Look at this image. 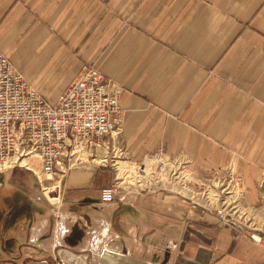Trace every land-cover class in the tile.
<instances>
[{"label":"crops","instance_id":"obj_1","mask_svg":"<svg viewBox=\"0 0 264 264\" xmlns=\"http://www.w3.org/2000/svg\"><path fill=\"white\" fill-rule=\"evenodd\" d=\"M0 51L49 104L102 72L124 112L122 159L183 155L195 177L232 170L244 191L239 228L175 192L124 188L105 204L113 170L88 160L27 237L0 233V264H264L250 238L264 233V0H0Z\"/></svg>","mask_w":264,"mask_h":264},{"label":"built area","instance_id":"obj_2","mask_svg":"<svg viewBox=\"0 0 264 264\" xmlns=\"http://www.w3.org/2000/svg\"><path fill=\"white\" fill-rule=\"evenodd\" d=\"M123 119L118 92L94 67L85 68L49 104L0 51V174L15 168L30 171L43 195L59 204L67 173L90 160L113 170L112 183L100 192L102 203H114L124 188L135 193L175 192L188 201L190 210L214 213L221 226L239 228L236 217L244 191L232 170L197 178L189 159L162 150L139 162L122 159L112 142L122 135ZM98 149H103L101 157ZM259 186L264 190V177ZM250 238L264 251V233H250Z\"/></svg>","mask_w":264,"mask_h":264},{"label":"rangeland","instance_id":"obj_3","mask_svg":"<svg viewBox=\"0 0 264 264\" xmlns=\"http://www.w3.org/2000/svg\"><path fill=\"white\" fill-rule=\"evenodd\" d=\"M28 172L32 178L27 181L23 189L11 183L10 176L12 171L0 174V233L5 238L10 237L9 228L13 227L22 229V232L17 234V239L19 236L27 237L26 228L31 222V216L33 217L38 212V208L41 210L43 207H54L60 204L61 200H59V204H56V201H50L45 197L39 188L35 175L30 171ZM55 196H57V192H53L50 195L53 198ZM8 240L10 241L11 249L21 252L18 243L14 240Z\"/></svg>","mask_w":264,"mask_h":264},{"label":"trees","instance_id":"obj_4","mask_svg":"<svg viewBox=\"0 0 264 264\" xmlns=\"http://www.w3.org/2000/svg\"><path fill=\"white\" fill-rule=\"evenodd\" d=\"M31 178V174L22 168H15L10 176L11 183L20 189H23Z\"/></svg>","mask_w":264,"mask_h":264},{"label":"bare ground","instance_id":"obj_5","mask_svg":"<svg viewBox=\"0 0 264 264\" xmlns=\"http://www.w3.org/2000/svg\"><path fill=\"white\" fill-rule=\"evenodd\" d=\"M34 163L36 162V161H33Z\"/></svg>","mask_w":264,"mask_h":264}]
</instances>
